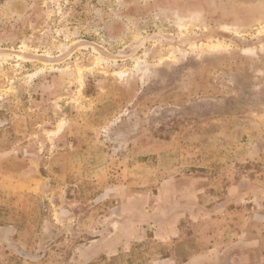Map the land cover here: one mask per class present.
<instances>
[{
    "label": "rangeland",
    "instance_id": "1",
    "mask_svg": "<svg viewBox=\"0 0 264 264\" xmlns=\"http://www.w3.org/2000/svg\"><path fill=\"white\" fill-rule=\"evenodd\" d=\"M0 264H264V0H0Z\"/></svg>",
    "mask_w": 264,
    "mask_h": 264
}]
</instances>
